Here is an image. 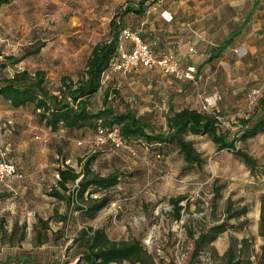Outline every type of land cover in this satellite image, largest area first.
<instances>
[{"label":"rangeland","instance_id":"374dc122","mask_svg":"<svg viewBox=\"0 0 264 264\" xmlns=\"http://www.w3.org/2000/svg\"><path fill=\"white\" fill-rule=\"evenodd\" d=\"M129 1L136 3L139 0H14L3 6L0 9V45L5 54L22 56L34 44H44L39 54L25 58L4 74L12 76L16 71L43 68L47 71L51 89L60 85L62 76L77 81L92 47L108 37L111 19ZM150 3L157 4L158 1L150 0L148 7L153 6ZM127 24H131L130 19ZM254 30L250 28L249 32ZM229 60L233 69L227 72V68L220 67L221 82L216 83V88L228 92L225 94L227 99L219 97L215 110L225 118L227 125L224 128L234 132L240 128L239 120L248 117L254 109L253 92L264 87V60H250V68L240 61L235 64L234 54ZM225 74L226 81L223 80ZM178 83L154 70L139 68L122 73L111 69L105 74L102 89L92 98L91 108L93 111L102 108L108 89V105L118 112L130 109L145 116L152 131L164 132L168 113L160 108L161 99L168 100L167 90H174L180 85ZM45 130L36 119L32 106L13 109L7 102L0 101V159L13 163L19 172L14 157L31 150L36 153L39 146L32 142H39L40 138H35L44 135ZM61 134L57 161L64 162L68 157L70 164L74 163L80 170L78 160L96 153L97 158L92 164L96 172L107 175L118 169L121 174L119 184L111 189L113 201L95 219L79 215L75 207L70 213L71 208L67 209L63 203L61 216H71L69 233L73 241L64 246L63 222L56 225V229L54 225L50 246L44 249L49 258L47 264L56 263L60 258L63 260L71 252L69 247L79 231L86 226H106L109 236L116 240L141 237L157 264H190L198 233L222 223H226L227 230L212 243L216 253L210 247L204 248L195 264H223V256L233 243L240 259L252 261L245 264H257L264 243L259 235L260 201L264 194V133L236 143L238 148L257 159L255 172L231 151L217 152L206 136L188 135L205 161L201 166L184 170L183 157L173 145L150 146L135 141L127 144V148L115 149L109 144L96 146L95 132ZM216 188L220 190V197L215 195ZM177 196L186 198L179 220L174 219L173 206L169 202ZM228 200L233 209L247 205L248 213L240 219L227 220ZM34 235L32 228L29 239L26 238V247L33 244ZM242 238L249 240L244 254L238 251ZM55 241L58 242L54 247Z\"/></svg>","mask_w":264,"mask_h":264},{"label":"trees","instance_id":"16d2710c","mask_svg":"<svg viewBox=\"0 0 264 264\" xmlns=\"http://www.w3.org/2000/svg\"><path fill=\"white\" fill-rule=\"evenodd\" d=\"M12 1L14 0H0V9ZM149 1L127 2L124 8H121L111 19L108 37L98 41L92 47L79 79L73 81L69 76H62L60 85L55 89L49 87L48 74L43 68H36L33 71L25 69L16 71L12 76L4 74L8 68L17 65L25 58L39 54L44 44H34L22 56L5 54L0 45V101L7 102L13 109L32 106L36 119L52 132L62 130L63 133L70 135L95 132L96 136L100 127L106 130L117 128L126 144L143 141L150 146L173 145L183 157L184 170L201 166L205 161L194 142L187 138L188 135L206 136L215 145L217 152L231 151L251 172H255L258 165L257 159L243 149H235V145L238 141H247L264 133V87L256 98L253 111L248 117L239 120L240 128L234 132L230 128H224L213 114L201 108L189 106L178 110L170 106L166 116V131L154 132L150 129L147 117L140 116L130 109L118 112L108 105L106 102V97L110 93L108 90L105 92L102 108L92 110V98L102 89L105 74L112 69L118 59L120 34L124 28H129L125 23L126 16L131 13L143 15L149 6ZM217 56L214 55L212 58ZM215 112L220 115L219 111L215 110ZM96 158V153L80 158L78 160L80 170L66 164L60 166L57 169V184L48 193L64 201L68 209L72 202L70 189L77 184L76 196L83 206H75V211L91 220L95 219L98 213L113 201L114 196L111 194V189L119 184L121 174L118 169L107 175L96 172L92 168ZM215 190V195L220 197L219 188ZM184 200H186L185 196L172 197L169 200L173 206L175 220L181 217ZM248 211L247 205L233 209L231 201L228 200L226 219H240ZM67 219L68 214H64L60 216L59 221L65 223ZM49 221V219H38L34 227L36 245L48 240ZM226 230V223H222L211 226L206 231H200L194 239L193 261L190 264H195L196 257L206 247H210L216 253L212 243ZM190 234L194 235L191 232ZM259 235L264 241V194L260 201ZM23 238L24 235L21 236V239ZM240 243L241 247L238 251L244 254L249 246V240L242 238ZM69 251L71 252H68L63 260L60 258L56 263L50 264H122L124 262L157 264L141 237L112 239L106 226H86L81 229L74 243L69 247ZM223 259V264L252 263L251 260L240 259L235 243L228 247ZM257 264H264V243L261 245Z\"/></svg>","mask_w":264,"mask_h":264},{"label":"crops","instance_id":"0c3cea01","mask_svg":"<svg viewBox=\"0 0 264 264\" xmlns=\"http://www.w3.org/2000/svg\"><path fill=\"white\" fill-rule=\"evenodd\" d=\"M157 1V4L150 3L153 6L148 7L143 15H127L126 26L137 30L157 56L164 53L185 54L180 59L181 65L191 64L197 69L196 83L169 76L179 81L180 85L174 90H167L168 100L161 99L160 108L166 109V113L170 106L177 110L185 106L199 109L203 99L213 95V92L221 94L219 97L226 100L228 92L216 88V83L221 82L218 69L227 68L230 72L233 67L229 58L233 54L235 64L240 61L249 68L250 60H264V0ZM129 19L131 24L128 25ZM250 28L255 30L249 32ZM125 46L127 50L131 49L130 42H125ZM191 47L195 48V53L189 52ZM214 55L218 56L212 58ZM225 78L226 74L223 75L226 81ZM45 131L50 134L45 132L40 137L36 136L35 139L40 138L39 142H32L39 146L36 153L31 150L14 157L23 178L0 185V264H47L49 258L44 249L50 246L51 230L55 231L56 225L62 223L59 218L64 213V201L48 193L57 184V169L64 164L71 167L75 164H70L68 157L64 162L57 161L62 130L52 132L46 128ZM40 218L50 220L48 240L36 245L34 235L33 244L26 247V238L29 239ZM57 242H54V247ZM7 246L10 248L7 249Z\"/></svg>","mask_w":264,"mask_h":264},{"label":"built area","instance_id":"2783aa9c","mask_svg":"<svg viewBox=\"0 0 264 264\" xmlns=\"http://www.w3.org/2000/svg\"><path fill=\"white\" fill-rule=\"evenodd\" d=\"M125 42H130L131 49L127 50ZM190 53H195L194 47L189 49ZM185 54H173L164 53L161 56H157L151 45L147 43L141 34L137 30H132L130 28H124L119 37L118 46V59L112 66V69L122 73H129L138 68H144L148 70H160L162 73L173 78L186 81L191 83L197 82V69L194 65H181L180 59ZM262 88H258L253 92L255 99L260 95ZM219 99L218 93H215L209 97H206L201 102V110L213 114L223 126L227 125L225 118L218 115L215 112V106ZM80 143V142H79ZM94 143L96 146H102L109 144L112 148H127V144L122 139L117 128L112 130H106L100 127L95 136ZM235 149H238L237 144ZM23 178V174L18 171L16 166L11 162H5L0 159V185H6L12 180ZM77 184H74L70 189L71 194V211L72 208L79 205L83 206L77 199L75 188ZM75 209V208H74ZM75 211H73L74 213ZM70 218L68 216L67 222L63 223V243L67 246L68 243L73 241V236L69 233L70 228ZM64 257V254H63Z\"/></svg>","mask_w":264,"mask_h":264}]
</instances>
